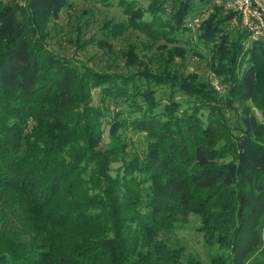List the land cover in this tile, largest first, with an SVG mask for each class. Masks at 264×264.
Returning a JSON list of instances; mask_svg holds the SVG:
<instances>
[{
	"label": "trees",
	"instance_id": "1",
	"mask_svg": "<svg viewBox=\"0 0 264 264\" xmlns=\"http://www.w3.org/2000/svg\"><path fill=\"white\" fill-rule=\"evenodd\" d=\"M68 1L0 2V264H201L160 238L190 215L211 248L208 264H244L262 242L264 121L243 105L236 133L226 107L249 100L264 119V39L245 45L246 29L217 36L234 13L206 20L204 40L216 39L211 66L227 91L219 98L177 70L100 72L46 49L36 34ZM164 2L150 0L144 18L126 3L129 25L172 40L193 2H180L169 20ZM126 27L114 23L109 33ZM163 85L171 95L161 104L154 87ZM93 87L125 104L103 151ZM127 126L146 132L143 155H122L116 131Z\"/></svg>",
	"mask_w": 264,
	"mask_h": 264
},
{
	"label": "rangeland",
	"instance_id": "2",
	"mask_svg": "<svg viewBox=\"0 0 264 264\" xmlns=\"http://www.w3.org/2000/svg\"><path fill=\"white\" fill-rule=\"evenodd\" d=\"M8 1H14L21 6L26 4V0H0L1 3ZM183 1L165 0L163 18L169 20L176 5ZM68 2L56 21H50L41 33L36 34V37L46 49L71 60L74 66L86 65L100 72L114 73H127L144 68L151 71L167 68L171 71L177 70L181 77L207 84L219 98L227 95L225 86L221 84L220 78L211 66L212 48L216 39H210L206 43L203 37L207 35L203 33V26L212 15L215 19H224L234 13L229 20L220 24L221 31L217 32V36L223 34L229 40H233L238 32L246 31L234 20L233 0L230 1V6H228L229 0H222L219 4H215L213 0L203 2L192 0L193 9L186 18L183 30L174 33L170 41L165 38L152 40L140 29L129 25L130 14L126 13V3H130L133 8L131 15L139 16L142 12L144 18L148 14L146 8L150 0H69ZM120 22L127 25L126 29L116 36L110 34V27ZM246 33L243 42L245 45H250L249 33L247 31ZM130 46L133 47L134 57L129 60L126 52ZM214 82L221 84L222 89H215ZM154 88L161 104L167 102V98L171 95L169 87L163 85ZM174 97L185 106L184 95L176 90ZM89 103L94 108L100 109L102 113L103 140L96 149L103 151L110 142V122L113 118L124 117L125 104L121 100L115 101L102 96L98 87L90 90ZM243 105L249 106L257 118L264 121L260 110L251 101L234 100L231 106L226 107V115L228 123L234 127L236 133L242 127L240 112ZM116 133L119 143L124 147L122 155L126 159L133 155L144 154L148 144L145 131L127 126L118 128ZM120 164L121 160L111 163L112 176L117 173ZM199 224V216L190 215L186 222L176 223L171 231L161 233L160 238L172 245L181 246L183 259L191 256L201 264H208L211 248L205 242L203 233L198 230ZM258 231L262 242L248 256L244 264L264 261V215L261 217ZM212 249L217 251L216 246Z\"/></svg>",
	"mask_w": 264,
	"mask_h": 264
},
{
	"label": "built area",
	"instance_id": "3",
	"mask_svg": "<svg viewBox=\"0 0 264 264\" xmlns=\"http://www.w3.org/2000/svg\"><path fill=\"white\" fill-rule=\"evenodd\" d=\"M230 1L228 6H230ZM219 4L222 0H213ZM232 9L235 12L234 20L239 22L249 33L250 41L264 39V0H233ZM217 90L222 89V85L214 82Z\"/></svg>",
	"mask_w": 264,
	"mask_h": 264
}]
</instances>
